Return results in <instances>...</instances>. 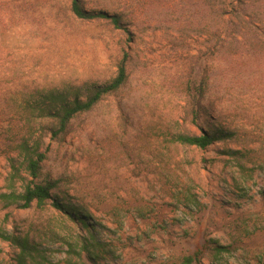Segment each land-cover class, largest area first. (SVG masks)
<instances>
[{"label":"rangeland","instance_id":"1","mask_svg":"<svg viewBox=\"0 0 264 264\" xmlns=\"http://www.w3.org/2000/svg\"><path fill=\"white\" fill-rule=\"evenodd\" d=\"M144 9L123 20L127 35L76 17L70 0H0V194L15 126L42 131V176L88 224L49 202L0 198V231L28 236L26 264H182L187 255L191 264H264V0L255 27L220 23L215 34L197 0H147ZM123 51L124 85L52 138L31 107L49 92L84 98L114 77ZM204 75L199 124L231 136L201 149L174 138L200 133L190 111ZM17 253L0 238V264Z\"/></svg>","mask_w":264,"mask_h":264},{"label":"trees","instance_id":"2","mask_svg":"<svg viewBox=\"0 0 264 264\" xmlns=\"http://www.w3.org/2000/svg\"><path fill=\"white\" fill-rule=\"evenodd\" d=\"M142 1V3H141ZM261 0H197V9L208 11L212 21L215 20L216 28L214 34L220 30V23L241 26L249 24L252 27L260 20ZM122 5L120 11L109 13L103 9L89 10L84 7L85 0H70V10L80 19H106L115 28L122 29L127 35L131 30L127 22H134L141 13L140 8L145 11L144 6L147 0H117ZM140 4L143 7H140ZM127 20V22L123 20ZM129 23V24H130ZM213 30V29H212ZM129 54L123 51L114 77L105 84L91 85L85 93L84 98L74 94L72 99L61 92H49L45 94L40 103L31 107L30 113L36 117L48 119L50 126L47 127L52 138L65 133L70 121L81 113L91 110L107 94L116 92L124 85L128 78L127 60ZM206 90V76L197 85V107L191 109L192 120L200 129L199 134L181 133L174 141L184 145H193L198 148H206L215 141L224 140L231 136L229 131L222 128H215L209 125L208 128L199 124L202 116V99ZM33 124L32 121L30 123ZM30 125V126H31ZM23 125H16L15 134L10 139L12 150L6 154L8 173L6 177L9 186L7 192L0 194L1 200L6 206L16 205L21 208L30 207L33 202L37 206H43L46 202L59 210L67 212L70 217L80 221L83 226L88 227L83 218L71 209V206L59 199L53 190L58 181L42 176V162L46 159V150L41 149L42 131L36 134L27 131L21 132ZM20 182V191L15 189V184ZM72 210V211H71ZM0 238L9 241L18 248L15 264H26L33 257L35 247L30 243L28 236H16L0 231ZM194 257L187 255L183 257L182 264H191Z\"/></svg>","mask_w":264,"mask_h":264}]
</instances>
